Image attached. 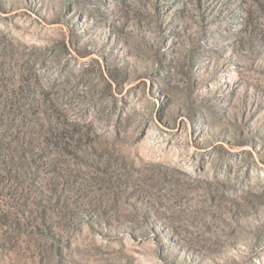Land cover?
<instances>
[{
  "label": "rangeland",
  "instance_id": "obj_1",
  "mask_svg": "<svg viewBox=\"0 0 264 264\" xmlns=\"http://www.w3.org/2000/svg\"><path fill=\"white\" fill-rule=\"evenodd\" d=\"M0 264H264V0H0Z\"/></svg>",
  "mask_w": 264,
  "mask_h": 264
}]
</instances>
